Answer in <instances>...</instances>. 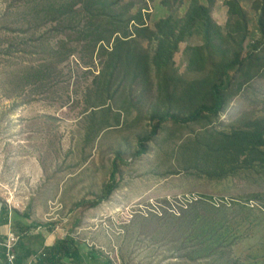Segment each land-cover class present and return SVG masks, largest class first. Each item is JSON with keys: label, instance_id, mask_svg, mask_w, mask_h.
I'll use <instances>...</instances> for the list:
<instances>
[{"label": "rangeland", "instance_id": "1", "mask_svg": "<svg viewBox=\"0 0 264 264\" xmlns=\"http://www.w3.org/2000/svg\"><path fill=\"white\" fill-rule=\"evenodd\" d=\"M130 1L141 3L124 0ZM161 1L144 0L150 27L169 13ZM179 1L178 14L182 15L190 0ZM227 1L216 0L213 8L214 19L222 25L229 16ZM255 1L238 0L247 21V44L260 37ZM10 2L0 0V18ZM22 37L0 30V201L7 213V223L0 225V240L10 224L25 247L37 251V256L27 261L32 264L45 247L68 236L77 241L84 255L93 248L100 256L98 263L87 260L86 264L106 260L113 264H264V175L244 173L219 180L176 169L173 149L188 131L176 129L171 121L167 130L147 144L145 153L135 154L139 136L150 129L148 115L158 102L157 79L154 73L151 81L131 75L112 99L104 94L100 97L94 78L105 57L96 53L91 58L89 52L78 48L52 76L20 93L12 75L40 59L15 49L7 54L8 45ZM193 42L200 40L194 38ZM147 45L142 40L136 49L144 51ZM184 46L186 43H181L174 55V68L188 79L200 76L187 71ZM263 101L264 79H255L221 116L218 131L229 133L245 119L258 117ZM99 103L104 105L88 114L89 105ZM117 113L121 115L119 125L86 141L92 115L96 120L105 115L111 124H117ZM120 151L118 187L109 198L88 205L111 182L113 162ZM197 200L201 212L231 225L230 248L223 257L219 254L218 259L196 262L182 258L196 243L185 241L187 250L179 235L167 228L173 225H164L166 218L180 215L179 205L186 208L188 202ZM166 202L173 205V213L167 217L162 211ZM17 222L24 225L22 230ZM63 264L70 262L64 260Z\"/></svg>", "mask_w": 264, "mask_h": 264}, {"label": "trees", "instance_id": "2", "mask_svg": "<svg viewBox=\"0 0 264 264\" xmlns=\"http://www.w3.org/2000/svg\"><path fill=\"white\" fill-rule=\"evenodd\" d=\"M206 1L207 4H203L202 0H190L188 8L179 15L177 8L181 1L162 0L169 13L150 27L146 22L149 12L144 0L140 4L124 0H11L1 14L0 30L23 37L22 41L8 45L7 54L15 49L40 56L14 73L12 83L17 84L21 93L26 87L43 82L78 48L89 52L91 58L95 53L105 57L94 83L97 95L104 94L109 100L124 82L131 80V75L151 81L154 73L158 102L148 115L150 129L139 136L135 154L145 153L147 144L154 141L159 132L167 130V123L171 121L176 129L188 131L173 149L176 169L219 180L240 177L244 173L252 177L264 175V101L258 117L245 119L229 133L218 131L222 125L220 118L228 112L232 102L242 96L255 79H264V0H256L253 5L258 12L260 37L252 44L246 43L247 21L238 0L227 1L229 16L224 25L212 15L216 0ZM233 16H236L235 21H232ZM43 29L46 30L37 35ZM194 38L200 43L195 44ZM142 40L147 41L148 48L139 51L136 47ZM183 42L186 43L183 53L187 56V71L199 72L200 76L188 79L174 68V55ZM102 105L104 103L89 105L88 114ZM120 117L115 114L117 124H111L105 115L99 120L92 115L86 141L119 125ZM115 159L111 182L106 183L98 199L88 205L94 206L109 198L118 187L117 161L122 160L121 151ZM165 204L164 215H171L173 205ZM200 204L197 200L188 202L186 208L179 205L180 215L164 221L165 226L168 222L173 225L167 228L179 235L187 250L185 241L196 243L191 246L193 251L181 256L192 262L218 259L219 254L223 257L230 248L227 237L231 225L226 220L211 217L209 212H201ZM2 223H7L4 208L0 211V225ZM16 224L22 230L24 225ZM17 236L13 252L17 264H25L37 256V251L25 247ZM99 259L93 248L84 255L77 241L68 236L45 247L35 264H63L64 260L70 264H86L87 260L98 263ZM100 264L113 263L106 260Z\"/></svg>", "mask_w": 264, "mask_h": 264}, {"label": "built area", "instance_id": "3", "mask_svg": "<svg viewBox=\"0 0 264 264\" xmlns=\"http://www.w3.org/2000/svg\"><path fill=\"white\" fill-rule=\"evenodd\" d=\"M18 236L12 231L10 224L0 240V264H17V256L13 252V247ZM25 264H32L31 262Z\"/></svg>", "mask_w": 264, "mask_h": 264}, {"label": "water", "instance_id": "4", "mask_svg": "<svg viewBox=\"0 0 264 264\" xmlns=\"http://www.w3.org/2000/svg\"><path fill=\"white\" fill-rule=\"evenodd\" d=\"M1 206H2V203H1V201H0V211H1Z\"/></svg>", "mask_w": 264, "mask_h": 264}]
</instances>
